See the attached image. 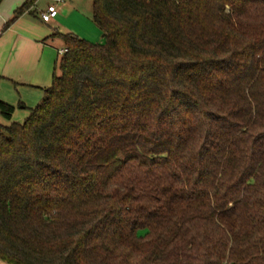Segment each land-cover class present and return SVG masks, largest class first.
<instances>
[{
    "label": "trees",
    "instance_id": "trees-1",
    "mask_svg": "<svg viewBox=\"0 0 264 264\" xmlns=\"http://www.w3.org/2000/svg\"><path fill=\"white\" fill-rule=\"evenodd\" d=\"M92 22L0 125V264H264V0H92Z\"/></svg>",
    "mask_w": 264,
    "mask_h": 264
},
{
    "label": "crops",
    "instance_id": "crops-1",
    "mask_svg": "<svg viewBox=\"0 0 264 264\" xmlns=\"http://www.w3.org/2000/svg\"><path fill=\"white\" fill-rule=\"evenodd\" d=\"M26 1L27 0H2L0 4V94L3 96L2 99H4L6 94L5 90L8 92L11 84L14 85V87L37 88L44 93V90L50 86L47 80L49 72L47 71L45 74H41L37 79H32L22 75L23 73L22 70H20V65L23 61L25 62V59L30 57L31 54L33 57L37 56L38 60H42L46 51L50 50L49 47L55 48L58 53L65 50L64 47L63 49L58 48V45L55 43L57 41L56 39L60 40L63 46L62 39L59 35L72 34L68 32L64 33L59 30V26L62 24L60 13L65 10V8H69L70 15L75 14L76 9L71 5L70 0L67 4L64 3L62 6H57L58 15L49 23H43L40 19L41 13H44L45 10L38 13V19L42 25H51L49 27V32L26 22L25 17L30 15L28 12L17 19L6 31L2 32L4 25L12 19L15 10ZM40 2L41 0H36L30 12H32V9L36 8ZM49 2L52 1L49 0ZM78 36L80 37L82 35H78L77 33V37ZM0 102L5 103L4 101Z\"/></svg>",
    "mask_w": 264,
    "mask_h": 264
},
{
    "label": "rangeland",
    "instance_id": "rangeland-1",
    "mask_svg": "<svg viewBox=\"0 0 264 264\" xmlns=\"http://www.w3.org/2000/svg\"><path fill=\"white\" fill-rule=\"evenodd\" d=\"M51 1L52 2H49V0H41L39 5L32 9L34 16L28 15L25 17L26 22L49 32V27L51 25H42L38 19V13L46 10L48 5L56 4V6L59 7L64 3L67 4L69 0H62V3L59 4L56 3V0ZM70 2L76 9L75 14L70 15L69 8H65V10L60 13L62 24H60L59 30L64 33H72L76 36L78 33V35H82L80 37L78 36L80 39L90 43H100L103 39V35L92 22V0H70ZM56 40L55 43L58 45V48L63 49L61 41L58 39ZM49 49V51H46L42 60H38V57H33L32 54L25 59V62L23 61L20 65V70H22L23 73L22 75L37 79L41 74H45V72L48 71V85H51L53 73L57 75L59 73L58 62L62 54H60V52L58 53L55 48L49 47ZM10 86L8 92L5 90L6 94L4 99L6 100L2 99L3 96L0 94V101H4L14 108V112L10 119L0 115V125L5 127L13 123H24L28 119L31 110L42 101L44 96L43 91L37 88L14 87L12 84Z\"/></svg>",
    "mask_w": 264,
    "mask_h": 264
},
{
    "label": "built area",
    "instance_id": "built-area-1",
    "mask_svg": "<svg viewBox=\"0 0 264 264\" xmlns=\"http://www.w3.org/2000/svg\"><path fill=\"white\" fill-rule=\"evenodd\" d=\"M56 3H62V0H56ZM58 15V10L56 4H52L47 7L44 13H41L40 19L43 23H49L51 20L55 19ZM66 51H60V54H64Z\"/></svg>",
    "mask_w": 264,
    "mask_h": 264
}]
</instances>
